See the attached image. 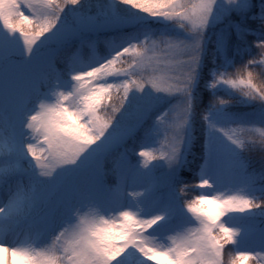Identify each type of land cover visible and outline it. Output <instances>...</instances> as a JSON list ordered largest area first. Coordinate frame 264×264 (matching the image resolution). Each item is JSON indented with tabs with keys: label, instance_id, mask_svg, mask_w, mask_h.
Segmentation results:
<instances>
[{
	"label": "snow or ice",
	"instance_id": "snow-or-ice-1",
	"mask_svg": "<svg viewBox=\"0 0 264 264\" xmlns=\"http://www.w3.org/2000/svg\"><path fill=\"white\" fill-rule=\"evenodd\" d=\"M0 264H264V0H0Z\"/></svg>",
	"mask_w": 264,
	"mask_h": 264
},
{
	"label": "rangeland",
	"instance_id": "rangeland-1",
	"mask_svg": "<svg viewBox=\"0 0 264 264\" xmlns=\"http://www.w3.org/2000/svg\"><path fill=\"white\" fill-rule=\"evenodd\" d=\"M200 149L199 143H197L193 149L194 154L198 155ZM200 192L190 193L189 198H195L196 195H200ZM231 248V245H225V251L227 252ZM225 259H227V256H225Z\"/></svg>",
	"mask_w": 264,
	"mask_h": 264
},
{
	"label": "trees",
	"instance_id": "trees-1",
	"mask_svg": "<svg viewBox=\"0 0 264 264\" xmlns=\"http://www.w3.org/2000/svg\"><path fill=\"white\" fill-rule=\"evenodd\" d=\"M207 97H208V94L205 93V98L207 99ZM225 98H227V97H225ZM259 155H260L259 153H252L251 154V158L256 163L257 166L259 164Z\"/></svg>",
	"mask_w": 264,
	"mask_h": 264
}]
</instances>
